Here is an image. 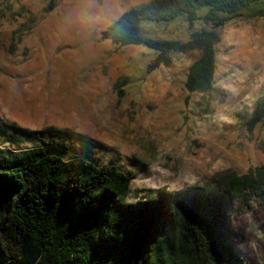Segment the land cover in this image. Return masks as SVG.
Wrapping results in <instances>:
<instances>
[{
    "label": "rangeland",
    "instance_id": "rangeland-1",
    "mask_svg": "<svg viewBox=\"0 0 264 264\" xmlns=\"http://www.w3.org/2000/svg\"><path fill=\"white\" fill-rule=\"evenodd\" d=\"M153 0H0V148L32 146L20 131L53 128L97 147L132 176L128 201L147 190L216 188L230 173L264 166V124L244 122L264 94V16L219 29L214 89H184L200 49L170 55L116 47L102 33L129 9ZM182 21L150 24L149 38L187 41ZM7 139L15 140L13 144ZM225 235L246 264H264V198L231 199Z\"/></svg>",
    "mask_w": 264,
    "mask_h": 264
},
{
    "label": "trees",
    "instance_id": "trees-1",
    "mask_svg": "<svg viewBox=\"0 0 264 264\" xmlns=\"http://www.w3.org/2000/svg\"><path fill=\"white\" fill-rule=\"evenodd\" d=\"M264 16V0H153L122 14L102 33L116 47L155 53L151 71L170 55L201 50L189 67V95L214 89L217 31L239 17ZM184 21L189 39L149 38L150 24ZM264 124V94L244 126ZM32 146L0 148V264H246L227 241L231 199L264 198V166L230 173L216 188L147 190L128 201L132 176L100 160L73 133L20 131ZM15 140L7 139L13 144Z\"/></svg>",
    "mask_w": 264,
    "mask_h": 264
}]
</instances>
